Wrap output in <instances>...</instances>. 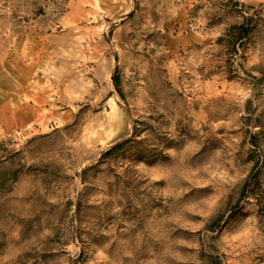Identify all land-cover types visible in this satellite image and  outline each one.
<instances>
[{
    "label": "rangeland",
    "instance_id": "1",
    "mask_svg": "<svg viewBox=\"0 0 264 264\" xmlns=\"http://www.w3.org/2000/svg\"><path fill=\"white\" fill-rule=\"evenodd\" d=\"M0 264H264V0H0Z\"/></svg>",
    "mask_w": 264,
    "mask_h": 264
},
{
    "label": "trees",
    "instance_id": "2",
    "mask_svg": "<svg viewBox=\"0 0 264 264\" xmlns=\"http://www.w3.org/2000/svg\"><path fill=\"white\" fill-rule=\"evenodd\" d=\"M245 35H247V32H245ZM119 145H120V143L116 144L114 147H117V146H119ZM256 165H257V163L255 162V163H254V168H255ZM247 184H248V182H245L244 186L242 187V190H243V191L245 190Z\"/></svg>",
    "mask_w": 264,
    "mask_h": 264
}]
</instances>
